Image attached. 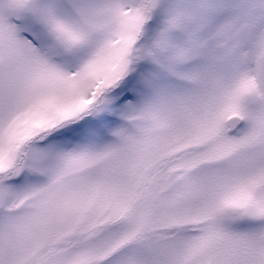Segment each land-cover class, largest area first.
<instances>
[{"label":"snow or ice","instance_id":"1","mask_svg":"<svg viewBox=\"0 0 264 264\" xmlns=\"http://www.w3.org/2000/svg\"><path fill=\"white\" fill-rule=\"evenodd\" d=\"M0 264H264V0H0Z\"/></svg>","mask_w":264,"mask_h":264}]
</instances>
